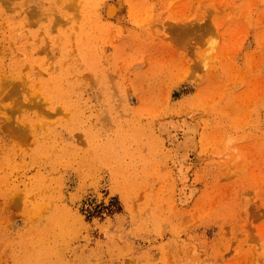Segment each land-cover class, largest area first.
<instances>
[{
  "label": "rangeland",
  "instance_id": "374dc122",
  "mask_svg": "<svg viewBox=\"0 0 264 264\" xmlns=\"http://www.w3.org/2000/svg\"><path fill=\"white\" fill-rule=\"evenodd\" d=\"M108 1L0 0V264H264V0Z\"/></svg>",
  "mask_w": 264,
  "mask_h": 264
},
{
  "label": "bare ground",
  "instance_id": "6f19581e",
  "mask_svg": "<svg viewBox=\"0 0 264 264\" xmlns=\"http://www.w3.org/2000/svg\"><path fill=\"white\" fill-rule=\"evenodd\" d=\"M133 11H134V8L133 9L129 8L122 1H120V0H112L110 2L108 1V3L106 4L105 10H104V16L106 17V19L108 21H112V22H117L118 23V22H120L122 20H125L128 14L132 16L133 15L132 13H134ZM0 14H2V9L1 8H0ZM9 85H14V84L10 83Z\"/></svg>",
  "mask_w": 264,
  "mask_h": 264
}]
</instances>
